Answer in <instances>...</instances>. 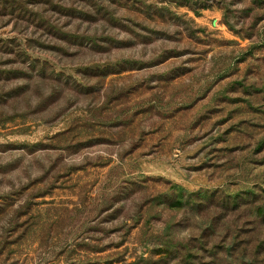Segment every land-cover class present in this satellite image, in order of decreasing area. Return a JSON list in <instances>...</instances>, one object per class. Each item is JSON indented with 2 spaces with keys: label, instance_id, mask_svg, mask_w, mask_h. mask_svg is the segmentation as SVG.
Masks as SVG:
<instances>
[{
  "label": "rangeland",
  "instance_id": "374dc122",
  "mask_svg": "<svg viewBox=\"0 0 264 264\" xmlns=\"http://www.w3.org/2000/svg\"><path fill=\"white\" fill-rule=\"evenodd\" d=\"M0 264H264V0H0Z\"/></svg>",
  "mask_w": 264,
  "mask_h": 264
}]
</instances>
